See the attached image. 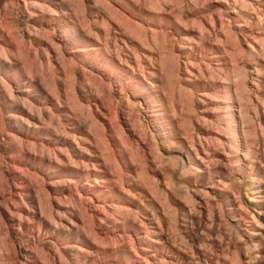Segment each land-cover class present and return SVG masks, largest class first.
Here are the masks:
<instances>
[{"label": "rangeland", "instance_id": "rangeland-1", "mask_svg": "<svg viewBox=\"0 0 264 264\" xmlns=\"http://www.w3.org/2000/svg\"><path fill=\"white\" fill-rule=\"evenodd\" d=\"M236 74L264 125V0H0V264H264Z\"/></svg>", "mask_w": 264, "mask_h": 264}, {"label": "bare ground", "instance_id": "bare-ground-1", "mask_svg": "<svg viewBox=\"0 0 264 264\" xmlns=\"http://www.w3.org/2000/svg\"><path fill=\"white\" fill-rule=\"evenodd\" d=\"M250 54L251 56L254 55L252 54V52ZM228 77L226 78L229 80V81L227 80V83L228 82L230 83H228V85L226 86V89H227L226 98H227L228 104L226 107V115H225V123H226L225 129L227 130V133H228L227 135H229V137H231L232 139L234 148L238 150L236 152H239L241 150L244 152V155H246L247 158H250L253 155V148L251 145V142L253 141L252 139L256 136V133L259 132L257 131L258 127L261 128L259 129L260 131L264 130V125L260 122L258 118V115H259L258 107L259 106L258 104H256L257 102L254 103V100L252 98L253 96L250 95L252 93L250 91L253 88H251L249 83L242 78L241 74H238V75L236 74L233 77L232 76L230 77L228 75ZM257 97L256 99L262 102V103L260 102L259 105L261 106L264 105V100H263L264 97H262L261 99H260V95H259V98ZM261 108L264 111V106ZM253 173H254V177H253V183L251 182L252 183L251 186L255 188V187H258V182L260 181L263 175L258 170H256ZM253 188H250V189H253ZM253 191H254L252 192L253 194L259 193V189H255Z\"/></svg>", "mask_w": 264, "mask_h": 264}]
</instances>
